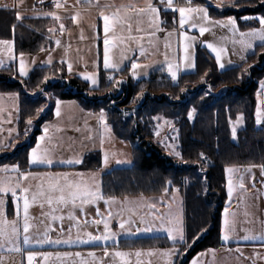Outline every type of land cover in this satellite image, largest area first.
Instances as JSON below:
<instances>
[{
	"label": "rangeland",
	"instance_id": "374dc122",
	"mask_svg": "<svg viewBox=\"0 0 264 264\" xmlns=\"http://www.w3.org/2000/svg\"><path fill=\"white\" fill-rule=\"evenodd\" d=\"M51 1L1 0L0 5L13 7L21 17L30 14L45 16L42 13L52 12L46 8L49 7L46 3H50ZM255 1V3H259V0ZM146 2L147 0H59L63 8L55 11L60 20L54 19L55 25L53 26V29L59 32V35L53 39L54 44L52 47L36 53H23V58L28 68V75L21 77L19 74L21 54H15L13 40L11 39H0L11 41L12 49L8 51V46L0 44V61H3L0 67L15 62L18 76L26 78L37 67L60 63L64 65L69 75L76 76L83 82H86L89 88H101L108 77L112 76L110 73L112 69L104 68L105 32L104 20L100 12L103 11L105 14L111 15V13L116 12L118 9L120 15L126 17V19L123 23L116 24L108 34L107 38L111 41L109 45V57L112 62L120 65V70L126 69L125 67L130 68L133 60L138 64L148 65L149 67L147 68L137 69L138 75L136 77L132 76L131 68H128L130 77L135 80L147 77L151 71L156 69L165 70L166 74L171 77L167 72L165 56L168 57V61L181 64V68L177 73V79L175 81L171 79L172 82H176L182 73L195 70L198 48H202L205 52L209 53L217 70H224L245 63L249 56L259 51L260 47L264 44L259 40H253V47L245 50L239 42L242 39L239 32H246L252 27H259L258 22L245 21L241 17L255 16L261 13L235 15L223 14L221 12L224 9L241 12L246 8H252L255 5L253 0H234L233 3H223L220 7H217L220 0H204V2L191 0L192 6L200 5L207 7L209 17L213 21L224 20L229 16L235 17L237 20L239 31L236 33H233L226 27L204 24L210 30L203 33V35L199 31L201 21H193L197 24L196 27H192V24L189 23L181 29L179 25V13H173V10L165 9L164 3H161V0H151L153 4L157 3L156 7L159 10L161 21L158 26L151 25L147 15H137L135 12L136 8L145 7ZM185 4L186 0H173V7ZM130 5L133 7H129ZM161 11L174 14V27H166L162 24L164 19H161ZM73 16L76 17L75 21L72 19ZM250 23L254 24L249 25ZM61 24L64 25V31L60 30ZM128 25H131V30H129ZM181 32L194 39L191 41L184 40ZM57 40L60 42L59 45L56 43ZM209 43L218 49L223 48L225 50L220 61L224 65L223 68L217 63L216 53L207 46ZM186 44L191 45L188 55L192 63H194V67L192 68L183 67L187 63L183 59ZM241 56L244 57L243 60H241ZM122 57H126V59L122 60ZM49 58H51V63H47ZM69 64L72 66L71 72L69 71ZM85 73H95L97 84L93 85L90 80H85L83 77ZM121 78L116 77L118 81ZM261 81H264V76L258 80L256 90L255 123L258 106L264 109V90H261ZM145 90H149V94L147 95L157 94L156 91H152L149 88H144L142 93ZM112 92L115 93V91ZM0 94H2L0 95V156H3L11 153L17 145L27 140L29 132L36 127V122L33 121L27 136L25 134L21 135L18 130V95L15 93H13L15 95H12L11 92H0ZM50 100L51 118L44 119L39 125L40 131L26 152L25 164L9 161L1 162L0 180L10 181L12 184H15L22 173H31L32 175L26 180H19L22 187L30 188V198L31 191H36L40 185L47 188L48 183L52 181H58L61 185L79 184L81 187H88L92 191H98L103 198L96 200L95 203L83 204L82 212L80 211L81 205L79 199L76 201L77 206L75 208H73L71 203H53L50 206L43 199L30 203L28 222L31 225L29 235L33 239V242L24 245L23 201L22 199L19 200L20 213L18 216L17 201L13 197L8 198L7 194L0 193V199L7 204L6 206L5 204L4 206L0 204V228L11 233L12 227L15 226L19 232V238L16 243L21 248L20 252L9 251L12 245L5 241L0 246V264H28V260L24 258V255L27 256L29 252L35 253L32 264H120L118 257L112 255L116 251L130 254L124 258L128 264H168V261L163 263L162 248H156L158 249L157 251L142 250L141 255L137 257L135 252L126 250L141 248L122 247L121 242L126 239L149 235L156 236L152 235L155 233L161 236L163 229L169 226L168 221L170 219L176 220L181 216L182 200H180L178 192L174 190L175 192L171 193V195H168L169 192H163V195L160 193L161 196L158 194L105 196L102 189L103 174L113 168L127 167L132 164L129 141L117 138L114 135L107 121L105 110H103L104 118L101 120L99 118L101 110L86 109L77 99H60L56 97ZM57 101H60L59 116L56 115ZM139 101L132 102L126 106L138 104L140 103ZM46 103H48L47 100ZM48 105L45 104L43 106L44 111L41 114H47ZM237 117L230 122L231 139L234 142L237 140V134L236 137H233L232 127L236 124ZM154 118L158 119H154L155 131L153 141L159 144L166 155L179 158L173 154V149L175 152H178V144L176 140L177 132L172 122L160 115H156ZM136 123L137 118L135 117L134 124ZM45 125L49 126V131L45 139L40 141L39 138L45 135ZM243 126L244 121L237 125V131ZM37 143H40L42 150L47 151L49 158L52 160L51 164L29 163V152L32 148L36 147ZM92 153H98L100 157V165L98 167L81 170L75 167L82 163H65V161L77 158L83 162L84 158ZM105 154L108 155L107 166L103 163ZM14 165L19 166V172L11 171ZM260 166L257 164H234L224 168V197L219 217V225H222L223 229L225 228V209H227L228 220L234 222L230 223V227L232 228H244V231H246L247 228L253 229L255 227L256 229L259 224H264V174H262ZM5 167L9 171H3L2 169ZM227 168H233L235 171L229 173L226 171ZM64 174H67V176ZM229 179L232 180L233 185L231 196L228 193ZM241 183L243 184V188L240 187ZM17 194L18 197L23 195L19 188H17ZM55 195L58 196L59 193ZM105 200L110 202L105 204ZM113 200L114 202H112ZM9 203L12 205H8ZM97 210H99V215H97ZM70 212L74 214L75 219H69ZM109 212L112 213L111 216H109ZM53 216H62L63 219H53ZM7 217L11 219H7V221ZM158 217L164 220L163 228L160 226L161 220ZM141 218L144 219L145 224L141 223ZM96 220H107L110 231L116 235L108 241L80 243L77 237L87 240L86 233H91L95 236L104 232L103 223L96 224L94 223ZM124 221H131V223L126 225V230H121L120 224ZM146 224L152 225V231H137V227L143 228ZM45 232H47V239L51 241L71 239L73 242H62L59 244L51 242L36 243V239H45ZM240 237L243 239L242 235ZM27 246L32 248H28ZM173 248L178 249L179 253H181L179 258L185 255L187 250L182 251V249L176 246H169L168 250ZM105 252H108L109 255H105ZM44 254L48 255L45 256ZM124 260L122 261L124 262ZM169 264H175L173 257L170 258Z\"/></svg>",
	"mask_w": 264,
	"mask_h": 264
},
{
	"label": "trees",
	"instance_id": "16d2710c",
	"mask_svg": "<svg viewBox=\"0 0 264 264\" xmlns=\"http://www.w3.org/2000/svg\"><path fill=\"white\" fill-rule=\"evenodd\" d=\"M221 12L264 14V6L246 8L241 12L232 9ZM160 14L163 25L175 26L174 14L163 11ZM17 15L16 9L0 7V39L13 40L16 55L52 47L53 39L59 35L55 30L49 31L55 25L52 17L30 14L17 19ZM125 68L111 70L113 81L107 79L101 88L91 89L86 82L69 75L60 63L37 67L26 78L18 76L15 62L0 67V92L18 95L20 134L30 131L31 125L26 123L30 117L36 122L27 140L11 153L0 156V163L25 164L26 152L40 131L39 125L44 119L51 118L50 99L72 98L80 101L86 109L105 110L114 135L129 141L132 164L103 174V194L157 195L179 189L184 196L186 243L172 244L165 236L158 235L126 239L121 246L183 247L187 249L186 253L176 264H187L196 253L223 244L219 217L224 197V168L234 164L264 165V124L258 125L254 120L258 80L264 76V44L245 63L224 70H217L209 53L198 48L195 70L182 73L176 82H172L163 69L153 70L147 77L135 80L130 77L129 67ZM246 68L248 72H244ZM45 76L49 77L46 82ZM116 77L127 81L121 96L109 94L117 91ZM144 88L157 94L146 95L143 104L132 113V109L125 106L141 100ZM45 104H49L47 114L37 117L36 110ZM192 110V118H189L188 113ZM156 115L169 119L176 129L179 158L166 155L153 141ZM238 115L243 116L244 126L237 131L234 142L230 122ZM99 165L98 153H92L75 168L86 170Z\"/></svg>",
	"mask_w": 264,
	"mask_h": 264
},
{
	"label": "snow or ice",
	"instance_id": "6c2138e0",
	"mask_svg": "<svg viewBox=\"0 0 264 264\" xmlns=\"http://www.w3.org/2000/svg\"><path fill=\"white\" fill-rule=\"evenodd\" d=\"M42 2H43V0H42ZM233 2H234V0H220V3H218L217 7L222 6L223 3H233ZM161 3H164L165 9H171V10H173V13H175V12L179 13V25H180L181 29L184 27V25L189 24V23L192 24V27H196L197 24L194 23L193 21L199 20L202 22L201 26L199 27V31H200L201 35H203V33H205L206 31L210 30L208 27L204 26V24H211L214 26L226 27L230 31H232L233 33H236L237 31H239L237 28V20L235 17L229 16L224 20L213 21L209 17L207 7L200 6V5L192 6L191 0H186L185 5H177L175 7H173V0H166V2H165V0H161ZM53 4L56 8L61 7L59 0H53ZM255 6H264V0H259L258 5H253V7H255ZM106 7H107V5H106ZM129 7H133V6L130 5ZM135 12L137 15H147L149 17V23L151 25H157L158 26V24L161 23V21L159 20V10L156 6L153 5L151 0H147L145 7L136 8ZM42 15L50 16L57 21L60 20V17L57 15V13L55 11L42 13ZM100 15L102 16V18L104 20V32H105L104 68L105 69H112V70H120V65L112 62V60L109 57V45H110L111 41L107 37H108L110 30L112 28H114V26L116 24L123 23L125 21L126 17H122L120 15L119 9L116 12L111 13V15L105 14L103 11H101ZM17 19H21L19 14L17 15ZM72 19L75 21L76 17L73 16ZM241 19H243L245 21L258 22V24H259V27H252L246 32H239V35L242 38L239 42L243 45V48L245 50L251 49L253 47V43H252L253 40H259L262 43H264V14H259V15H255V16H244V17H241ZM128 27H129V30H131V25H128ZM60 30L61 31L65 30L63 24L60 25ZM49 31L52 32V31H54V29L50 28ZM181 36L186 41H191L194 39L193 37L184 35L183 32H181ZM56 43H57V45H59V43H60L59 40H57ZM0 44L8 46V51L12 50L11 49V41L0 40ZM207 46L213 52L216 53L217 63L219 64V66L221 68H223L224 65L222 63H220V61H221V56L225 50L223 48L218 49L211 43H209ZM190 47H191L190 44H186L185 48H184L185 56L183 57V59H184V61L187 62L183 65V67H185V68L194 67V63H192V61L190 60V57L188 55V51H189ZM123 59H126V57H122V60ZM243 59H244V57L241 56V60H243ZM165 61L167 62V72L170 74L172 80L175 81L177 79V73L181 68V64L168 61L167 56H165ZM51 62H52L51 58H49L47 63H51ZM2 63H3V61H0V64H2ZM68 67H69V71L71 72V68H72L71 64H69ZM147 67H149V66L138 64L135 60H133L131 63L132 76L136 77L138 75L137 69L147 68ZM249 67H251V66H249ZM248 71H249V69H247V68L244 69V72H248ZM19 74L21 77H25L28 75V68L25 64V60L23 58V53H21V57H20V61H19ZM83 77L85 80H90L93 85L97 84V79H96L95 73H85V74H83ZM48 79H49V77L45 76L44 81L46 82ZM108 79H109V81H113L114 77L109 76ZM202 80H203V78H202ZM122 82L123 81H116V84H120ZM261 90H264V81H261ZM41 91H42V89H41ZM181 91L183 92L184 89H181ZM140 95H143V93H141ZM139 98L140 97L138 96L137 99H139ZM43 111H44L43 106L41 108L37 109L36 110L37 117H39ZM193 111L194 110L189 111V113H188L189 118H192ZM56 115L57 116L60 115V101H57ZM99 118L101 120H103V118H104L103 110H101ZM154 119H158V118H154ZM242 121H243V116L242 115L238 116L236 124L233 125V127H232L233 137H236L237 125L240 124ZM26 123L29 126L32 125L33 118L30 117ZM256 123L257 124L264 123V109H262L260 106H258V108H257ZM48 131H49V126L45 125V127H44L45 135L41 136L39 138L40 141H43L45 139V136H47ZM25 136H27V131L25 132ZM173 154L177 157H180V155H181L179 152H175L174 149H173ZM201 157L203 158V153H201ZM28 159H29L30 164H36V163L51 164L52 163V160L49 158L47 151L41 149L40 143H37L36 147L31 149V151L29 152ZM65 163L80 164V163H82V160L77 158L75 160L65 161ZM103 163L105 166H107V164H108V155L107 154H105V156H104ZM260 167H261L262 174H264V165H261ZM2 170L3 171H9V169L7 167H5ZM11 171L19 172V166L18 165L12 166ZM226 171L231 173V172H234L235 169L227 168ZM31 175H32L31 173H27V174L22 173L18 177L17 183H15V184H12L10 181L6 182L4 180H0V193H4V194L9 193V192L11 193L13 199L17 201L16 208H17V215L18 216L20 213L19 200L22 199V201H23V213H24L23 244L24 245H28V244H31L33 242V239L29 235V230H30L31 225L28 222V213H29L30 203H35L38 199H43V200H46L47 204L50 206L53 203H56V204L71 203L73 208H75L77 206L76 201L79 199L80 205H81L80 211L82 212L83 211V207H82L83 204L95 203L96 200L103 198L98 191H92L88 187H81L79 184L61 185L58 181L49 182L47 185V188H45L43 185L38 186L36 191H31V198H30L29 197L30 188L22 187L19 183V180H26ZM64 175L67 176V174H64ZM240 187L243 188L242 183H241ZM17 188L20 189V192L23 195L18 197ZM232 191H233L232 180L229 179L228 193L230 196L232 194ZM56 193H59V195L58 196L55 195ZM109 202L110 201L105 200V204H108ZM112 202H114V200ZM3 203H4V201L2 199H0V204H3ZM53 211H55V209H53ZM97 215H99V210H97ZM111 215H112V213L109 212V216H111ZM53 219H63V217L62 216L61 217L53 216ZM69 219H75V216L72 212L69 213ZM158 219L161 220L160 226L163 228L164 227L163 218L158 217ZM94 223H96V224L103 223L104 232L100 235H95V236H93L91 233H86L85 235L87 236V240L80 239L79 237H77V239L79 240L80 243H88L90 241H108L116 235L115 233H112L110 231L109 223L107 220H96V221H94ZM129 223H131V221L122 222L120 224V229L126 230V225ZM141 223L142 224L146 223L143 218H141ZM230 223H234V222H230L228 220L227 209H225V220H224L225 228L223 230L224 234L222 235V239L225 242H227L230 239L229 233L233 230V228L230 227ZM168 224H169V226L166 228V231L168 233L169 239H171L174 243L177 241V239H179L180 242L186 243L182 220L181 219H176V220L170 219L168 221ZM137 231L138 232L139 231H144V232L152 231V225L146 224V226L143 228L137 227ZM44 237H45V239H36L35 242L36 243L51 242V243H56V244H59L62 242L63 243L73 242L71 239L64 240V241H61V240L51 241V240L47 239V232L44 233ZM18 238H19V232L17 231V228L15 226L12 227L11 233H8L3 228H0V246H2L5 241H7L8 244L12 245V247L9 249V251L20 252L21 248L16 243ZM243 239H245V240H257V239H264V236L245 235L243 237ZM163 254L165 256H171L173 254L179 255L180 253H179L178 249L173 248L171 250L165 251ZM34 255H35V253H32V252L28 253V256H27L28 264H32V261L34 259ZM44 255L47 256L48 254H44ZM105 255H109V253L105 252ZM112 255H114L115 257H120L122 260H124V258L129 256L130 254L126 253V252L116 251ZM135 255L137 257H139L141 255V252L137 251V252H135ZM124 264H128L127 260H124ZM193 264H196V262L193 261Z\"/></svg>",
	"mask_w": 264,
	"mask_h": 264
},
{
	"label": "crops",
	"instance_id": "0c3cea01",
	"mask_svg": "<svg viewBox=\"0 0 264 264\" xmlns=\"http://www.w3.org/2000/svg\"><path fill=\"white\" fill-rule=\"evenodd\" d=\"M155 2H157V1H155ZM46 5H49V7H46V8H48L51 11H56L57 9L63 8V6L60 8H56L53 4V0L50 3H46ZM153 5L157 6V3H154ZM0 7H10V6L0 5ZM10 8H13V7H10ZM159 20H160V16H159ZM170 79H172V78L170 77ZM15 94L12 93V95H15ZM0 95H2V94H0ZM15 97H17V96H15ZM174 190L178 192V194L180 195V200H182V212L180 214L181 216L178 219L182 220L183 229H184V236H185V218H184V209L185 208H184V198H183L184 196H183V192L179 189H173L171 191H167V192H169L168 195H171V193L175 192ZM6 194H7V196H9L8 198L12 197L10 192L6 193ZM161 194H158V195L161 196ZM9 201H10V199H9ZM4 204H5V206L7 205L4 202L3 206H4ZM11 205L12 204H10V206ZM12 216L14 217V215H12ZM7 219L9 220L11 218L7 217L6 220ZM223 230L224 229L222 228V225H221L220 226V239H221V242L223 243L222 245H219L217 247H209V248H206V249L196 253L191 259H189L187 264H193V261H195L196 264H264V239L245 240V239H241V237H240L241 235H242V237H244L245 235L264 236V224H262V225L259 224V226L256 227V229H255V227L253 229L247 228L246 231H244V228H233V230L229 233L230 239L227 242H225L222 239V235L224 234ZM152 235L157 236L158 234L155 233ZM161 235L165 236L166 239L170 243L174 244V242L171 239H169L166 229H163ZM175 243H184V242H180L179 239H177V241ZM172 246H174V245H172ZM27 247L32 248L29 246H27ZM164 248H167V249H164ZM164 248L161 249L163 251V253H164V251H168V249H169V247H164ZM180 249H182V251L184 250L183 247ZM142 250L143 251L144 250L145 251H147V250L157 251L158 249H156V248H141V249L126 250V251H132V252L139 251V252H141ZM159 251H160V249H159ZM180 254L178 256H175V255L166 256V258H165V255L163 254V263H166L168 261V264H169L170 258L173 257L174 262L176 264L179 257H180ZM27 256L24 255V258L27 259ZM118 261L120 264H124V262L121 260L120 257H118Z\"/></svg>",
	"mask_w": 264,
	"mask_h": 264
},
{
	"label": "water",
	"instance_id": "95a60500",
	"mask_svg": "<svg viewBox=\"0 0 264 264\" xmlns=\"http://www.w3.org/2000/svg\"><path fill=\"white\" fill-rule=\"evenodd\" d=\"M119 81H123L122 83L126 84V79H125V78H121ZM121 92H122V89H121V83H120V84H118V91H117L116 93H113V92L111 91V92H109V94H110V95L119 96V95L121 94ZM147 94H149V90H145V91H144L140 103H138V104H134V105H131V106H125V107H126L127 109H128V108H131L132 111L136 110L137 108H139V107L143 104V102H144L145 97H146ZM133 119L135 120V117H133Z\"/></svg>",
	"mask_w": 264,
	"mask_h": 264
},
{
	"label": "flooded vegetation",
	"instance_id": "af4514ba",
	"mask_svg": "<svg viewBox=\"0 0 264 264\" xmlns=\"http://www.w3.org/2000/svg\"><path fill=\"white\" fill-rule=\"evenodd\" d=\"M126 84H127V81H126ZM126 84L121 83V89H122V92H124V88L126 87ZM123 86H125V87L123 88ZM117 87H118V86H117ZM117 91H118V88H117ZM117 91H116V92H117ZM122 92H121V93H122ZM122 94H123V93H122Z\"/></svg>",
	"mask_w": 264,
	"mask_h": 264
},
{
	"label": "built area",
	"instance_id": "2783aa9c",
	"mask_svg": "<svg viewBox=\"0 0 264 264\" xmlns=\"http://www.w3.org/2000/svg\"><path fill=\"white\" fill-rule=\"evenodd\" d=\"M42 5H44V4H42Z\"/></svg>",
	"mask_w": 264,
	"mask_h": 264
}]
</instances>
